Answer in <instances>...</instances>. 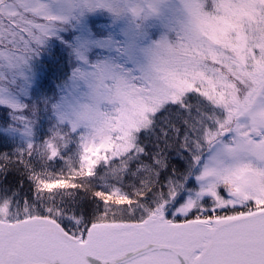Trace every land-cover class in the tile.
Instances as JSON below:
<instances>
[{
  "label": "snow or ice",
  "instance_id": "snow-or-ice-1",
  "mask_svg": "<svg viewBox=\"0 0 264 264\" xmlns=\"http://www.w3.org/2000/svg\"><path fill=\"white\" fill-rule=\"evenodd\" d=\"M126 6L0 0V178L30 182L0 187V264H264V124L133 67Z\"/></svg>",
  "mask_w": 264,
  "mask_h": 264
},
{
  "label": "rangeland",
  "instance_id": "rangeland-1",
  "mask_svg": "<svg viewBox=\"0 0 264 264\" xmlns=\"http://www.w3.org/2000/svg\"><path fill=\"white\" fill-rule=\"evenodd\" d=\"M126 4L119 20L109 19V35L136 54L133 67L151 68L184 97L199 94L210 106L203 114L226 128L243 127L247 119L253 124L247 135L264 124V0ZM129 103L135 107L136 101ZM245 170L264 174L252 164Z\"/></svg>",
  "mask_w": 264,
  "mask_h": 264
},
{
  "label": "trees",
  "instance_id": "trees-1",
  "mask_svg": "<svg viewBox=\"0 0 264 264\" xmlns=\"http://www.w3.org/2000/svg\"><path fill=\"white\" fill-rule=\"evenodd\" d=\"M201 99V100H200ZM185 104L192 110V114L195 115L196 111L199 110L201 113L203 109H210L207 101L203 99L199 94H188L184 97ZM208 149V148H207ZM206 149V150H207ZM206 150L204 152H206ZM24 181V185L21 188V194H29V184L26 176L23 175V168L19 170L13 169L10 170L9 174L0 178V187L7 186L9 190H15V188L20 187V181Z\"/></svg>",
  "mask_w": 264,
  "mask_h": 264
}]
</instances>
